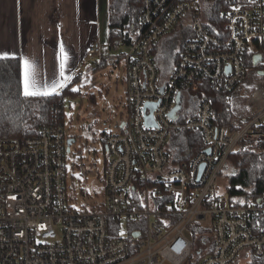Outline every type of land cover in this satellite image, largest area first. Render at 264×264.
<instances>
[{"label":"built area","instance_id":"2783aa9c","mask_svg":"<svg viewBox=\"0 0 264 264\" xmlns=\"http://www.w3.org/2000/svg\"><path fill=\"white\" fill-rule=\"evenodd\" d=\"M206 1L143 0L137 36L108 43V56L101 42L90 48L84 65L126 72L128 116L103 137V172L61 123L0 138V264H261L264 195L240 204L216 191L231 155L264 152V0H224L219 35L206 26ZM180 22L193 37L164 76L154 51ZM252 72L247 116L216 126L212 103L194 94L208 84L238 99ZM183 132L204 149L178 162L169 142ZM77 175L102 182L100 202L77 192Z\"/></svg>","mask_w":264,"mask_h":264},{"label":"trees","instance_id":"16d2710c","mask_svg":"<svg viewBox=\"0 0 264 264\" xmlns=\"http://www.w3.org/2000/svg\"><path fill=\"white\" fill-rule=\"evenodd\" d=\"M144 9L143 0H108L109 44L127 41L140 32V17ZM227 5L224 0H207L204 14L206 26L213 35L219 29L225 30L222 19ZM193 37L191 27L180 22L173 32L166 36L155 48L154 56L164 76L171 73L173 65L181 58L184 44ZM179 48V53L176 49ZM105 61L95 69L106 67ZM252 67L251 65H249ZM19 58L0 60V95L12 103L0 102V138L27 139L37 137L43 128L56 123L64 124V100L77 94L71 89L73 84L58 95L46 98H25L20 95ZM80 75L75 77L78 80ZM233 91L227 88H212L203 84L194 94L196 102L207 99L212 103L216 126H231L235 119L231 103ZM94 100V99H93ZM96 103V101L94 100ZM197 104H194L195 112ZM171 154L178 162L187 161L204 149L201 136L197 133L174 134L169 142ZM227 173L228 194L240 204L250 203L264 195V152L259 146L240 150L230 157ZM227 170V171H228ZM243 201V203H241ZM264 264V259L261 260Z\"/></svg>","mask_w":264,"mask_h":264},{"label":"crops","instance_id":"0c3cea01","mask_svg":"<svg viewBox=\"0 0 264 264\" xmlns=\"http://www.w3.org/2000/svg\"><path fill=\"white\" fill-rule=\"evenodd\" d=\"M96 42L109 45L108 0H0V53L27 57L49 80L60 78L64 54L65 75L73 77ZM231 103L233 122L244 115Z\"/></svg>","mask_w":264,"mask_h":264},{"label":"rangeland","instance_id":"374dc122","mask_svg":"<svg viewBox=\"0 0 264 264\" xmlns=\"http://www.w3.org/2000/svg\"><path fill=\"white\" fill-rule=\"evenodd\" d=\"M107 46H103V53L106 56L109 55ZM74 74L70 84L74 83L73 87L78 88L76 91L78 93L64 100V126L67 135L77 140V148L84 151L87 160L94 161L103 172L105 166L103 137L113 132L128 116L126 72L123 68L113 69L108 66L95 69L90 64L79 66ZM76 75H80L78 80H75ZM253 77L252 72L239 98L233 99L236 114L247 116L248 101L252 91V86L249 88V85H254ZM229 172L231 171L228 170L226 173ZM222 181L224 182H221L216 193L228 197L227 179L223 178ZM74 186L78 193L86 189L92 201L100 202L103 197L102 182L93 176L84 181L77 175ZM96 195H99L100 199H97ZM83 201L84 198L79 195V202L83 203Z\"/></svg>","mask_w":264,"mask_h":264},{"label":"snow or ice","instance_id":"6c2138e0","mask_svg":"<svg viewBox=\"0 0 264 264\" xmlns=\"http://www.w3.org/2000/svg\"><path fill=\"white\" fill-rule=\"evenodd\" d=\"M250 2H255V0H250ZM239 9H234V11H238ZM180 49L177 48L176 52L179 53ZM251 52V49L248 50ZM60 52L63 54L64 49L63 46L60 48ZM6 59H16L15 54H9L8 52L0 53V60H6ZM67 61L66 54L63 55V58L60 60V78H53L49 80L46 75L41 76L37 72V64L34 61L29 60L27 57L21 56L19 58V84L21 86L20 95H22L25 98H46L50 97L52 95H58L61 90L67 88L69 84L72 82L73 77L71 75H65V64ZM72 91H78V88L73 87L71 89ZM3 95H0V102L3 103H12V101L4 100ZM153 195H155L153 193ZM14 199V197H13ZM243 203V201H241ZM261 231H264V229H261ZM124 232L121 230L120 235L124 236ZM183 242H179V249L182 248Z\"/></svg>","mask_w":264,"mask_h":264},{"label":"water","instance_id":"95a60500","mask_svg":"<svg viewBox=\"0 0 264 264\" xmlns=\"http://www.w3.org/2000/svg\"><path fill=\"white\" fill-rule=\"evenodd\" d=\"M258 62H259V58L255 61V64H257ZM156 107H157L156 105H152V104H150V105H147L146 108H149V109H151L152 112H154V110L156 109ZM177 110H178V108L176 109V111H177ZM152 120H153V114H151L149 117H147V120H146L147 125H151ZM73 141H74V140H71V141L69 142V144H72Z\"/></svg>","mask_w":264,"mask_h":264},{"label":"clouds","instance_id":"9594fccd","mask_svg":"<svg viewBox=\"0 0 264 264\" xmlns=\"http://www.w3.org/2000/svg\"><path fill=\"white\" fill-rule=\"evenodd\" d=\"M178 249H179V246H177V248L175 250L178 251Z\"/></svg>","mask_w":264,"mask_h":264}]
</instances>
